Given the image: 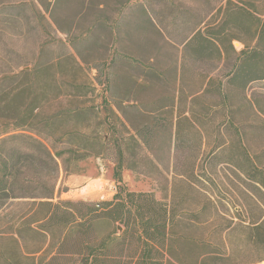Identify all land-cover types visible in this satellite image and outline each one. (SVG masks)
I'll return each mask as SVG.
<instances>
[{"label":"rangeland","instance_id":"374dc122","mask_svg":"<svg viewBox=\"0 0 264 264\" xmlns=\"http://www.w3.org/2000/svg\"><path fill=\"white\" fill-rule=\"evenodd\" d=\"M1 3L22 7L0 6V70L50 69L41 77L47 109H89L60 117L57 131L70 135L52 145L102 151L79 163L77 174L65 176L62 169L52 200L62 205L49 228L50 252L57 251L59 229H71L64 223L73 213L94 208L101 214L81 228L91 229L88 234L69 238L59 264H81L95 252L89 248L95 243L102 245L96 264L139 263L148 240L139 239L138 221L127 228L104 215L113 207L105 204L121 188L124 200H130L128 193L136 196L134 204L115 214L128 212L135 219L136 205L144 204L165 229V238L155 234L149 241L151 264L174 263L175 257L185 264L197 257L204 264H264V188L253 181L264 178V115L252 112L249 100L232 88L224 89L231 95V103L225 101L207 81L223 78L234 54L196 60L185 41L194 23L217 25L221 16L214 10L225 0ZM257 8L262 11L264 4L258 2ZM234 47L243 49L237 41ZM247 95L264 111V82L252 85ZM120 149L125 159L118 183ZM244 160L250 163L249 176L234 167ZM34 208L32 201L21 200L0 210V251L14 249L13 233ZM31 226L41 229L40 223ZM49 239L26 236L20 250L47 249ZM9 262L0 259V264Z\"/></svg>","mask_w":264,"mask_h":264},{"label":"trees","instance_id":"16d2710c","mask_svg":"<svg viewBox=\"0 0 264 264\" xmlns=\"http://www.w3.org/2000/svg\"><path fill=\"white\" fill-rule=\"evenodd\" d=\"M258 2L264 4V0H225L224 4L221 3L214 10L218 18L221 16L218 20L215 18L217 25L212 27L206 20L196 22L187 33L185 41L186 46L191 49L192 57L196 60H226L230 54H234L235 59L231 70L222 76L224 81L221 80L214 87H212V82L211 88L222 92L223 98L229 103H231V95L223 91L225 88L228 91L229 88L234 89L241 93L246 101L249 100L247 102L252 112L264 115L258 101L252 102L250 96L247 95L252 85L264 82V8L262 11L259 10ZM0 6L2 10L22 7L21 4L8 5L5 3H1ZM7 18L15 19L10 14ZM174 26H176L175 23L170 24L168 30L171 32ZM236 41L243 45L240 52H237L234 47L233 43ZM6 46L8 47L7 43ZM48 72L50 73V69L39 67L29 71H17L11 67L7 70H0V210L10 202L21 200L32 201L35 206L30 220L27 219L20 229L13 233L12 240L17 249L15 246L12 250L4 248L0 251V259L11 261L7 264H24L20 262L21 259L26 260L25 264H59L57 260L65 256L63 249L69 238L77 234H88L91 229L81 228H84L89 221L99 218L97 214H101L98 209L94 208H88L87 213L81 211L73 213L72 218L64 223L65 228L71 229H59L63 235L57 242L58 245L55 248L57 251L53 254L50 252L53 245H51L52 229L49 228L56 217L57 210L62 205V203L55 204L52 200L57 192L62 169L65 176L77 174L79 163L90 157L101 155L102 151L83 149L77 152L54 148L52 144L56 140L63 141L70 135L69 132L59 133L57 131V120L64 115L77 112L87 113L89 109L82 106L51 113L44 99L46 85L41 80L42 75ZM131 154L134 156L133 153ZM118 156L115 177L116 181L121 183L124 151L120 149ZM249 164L248 160H244L241 163H235L234 167L241 173L247 174L248 170L250 171ZM253 181L264 188V178L253 179ZM123 191L124 189L121 188L114 201L105 204L107 207H113L104 215L114 221L124 223L127 228L139 224L140 229H137L139 239L145 238L148 241H144L146 244L138 264H151L152 248H150L149 241L155 238V234L165 238V229H160L162 227L155 223L151 210H148L144 204L136 205L135 219H132L128 212L123 215L115 214L114 211L126 210L128 205L134 204L136 195L128 193L126 196L130 200L127 201L122 198ZM40 214H43V217L37 219ZM34 223H40L39 228L41 229H32L31 225ZM29 235L50 237L47 249L41 247L28 254L22 252L20 243L25 242L26 236ZM94 245L95 247L89 246V248L95 252L84 258L81 264H96L99 261L96 253L102 249V245L96 243ZM169 256L174 257L171 253ZM173 261L174 263L169 261L168 264H185L176 257ZM194 264H204V262L199 261L197 257Z\"/></svg>","mask_w":264,"mask_h":264},{"label":"crops","instance_id":"0c3cea01","mask_svg":"<svg viewBox=\"0 0 264 264\" xmlns=\"http://www.w3.org/2000/svg\"><path fill=\"white\" fill-rule=\"evenodd\" d=\"M234 43H235V42H234ZM234 43H233V44H234ZM237 43H239V42H237ZM240 44H241V43H240ZM236 51H237V49H236ZM240 51H241V50H240ZM240 51H237V52H240ZM221 80H222V78L219 79V76H218L217 79H212V78L210 79V78H208L207 81H208V82H209V81H212L213 83H215V81H216L215 84H217V83H219ZM222 81H224V80H222ZM213 87H214V86H213Z\"/></svg>","mask_w":264,"mask_h":264},{"label":"bare ground","instance_id":"6f19581e","mask_svg":"<svg viewBox=\"0 0 264 264\" xmlns=\"http://www.w3.org/2000/svg\"><path fill=\"white\" fill-rule=\"evenodd\" d=\"M238 45H240V43H237Z\"/></svg>","mask_w":264,"mask_h":264}]
</instances>
